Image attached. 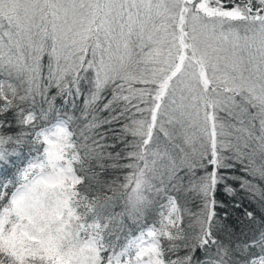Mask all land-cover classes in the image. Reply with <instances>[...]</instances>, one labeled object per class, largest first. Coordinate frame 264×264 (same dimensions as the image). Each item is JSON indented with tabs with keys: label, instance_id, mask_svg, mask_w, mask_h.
Here are the masks:
<instances>
[{
	"label": "snow or ice",
	"instance_id": "snow-or-ice-1",
	"mask_svg": "<svg viewBox=\"0 0 264 264\" xmlns=\"http://www.w3.org/2000/svg\"><path fill=\"white\" fill-rule=\"evenodd\" d=\"M0 264H264V0H0Z\"/></svg>",
	"mask_w": 264,
	"mask_h": 264
}]
</instances>
